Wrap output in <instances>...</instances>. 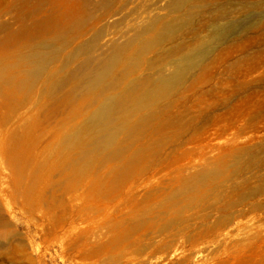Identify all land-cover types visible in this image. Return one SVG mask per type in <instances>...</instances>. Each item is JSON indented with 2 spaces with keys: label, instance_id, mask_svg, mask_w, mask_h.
<instances>
[{
  "label": "rangeland",
  "instance_id": "1",
  "mask_svg": "<svg viewBox=\"0 0 264 264\" xmlns=\"http://www.w3.org/2000/svg\"><path fill=\"white\" fill-rule=\"evenodd\" d=\"M0 264H264V0H0Z\"/></svg>",
  "mask_w": 264,
  "mask_h": 264
},
{
  "label": "bare ground",
  "instance_id": "2",
  "mask_svg": "<svg viewBox=\"0 0 264 264\" xmlns=\"http://www.w3.org/2000/svg\"><path fill=\"white\" fill-rule=\"evenodd\" d=\"M230 28H231V25L230 24H227L226 27H224V28H218L217 29V33H218L217 34V37L218 38L225 37L227 35V30H229ZM105 73H109V72L106 71ZM177 77H179V75L176 76L175 78H177ZM170 78H172V77H169V79H167V80L164 81V84H161L160 85L161 88L159 89V92H163L164 91V87H165L164 85L165 84L171 83L173 81V79H170ZM145 99H146V95H144V96L143 95H138V97L134 100V105L135 106L144 105L145 104V101H144ZM109 116H110L109 110L103 108L98 113V115L96 116V118H100L102 120L107 121L109 119ZM118 127H121V123L120 122H117L116 127L114 128V130H116V128H118ZM107 139H108V141L111 140L112 139V134H108Z\"/></svg>",
  "mask_w": 264,
  "mask_h": 264
}]
</instances>
